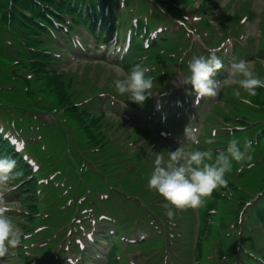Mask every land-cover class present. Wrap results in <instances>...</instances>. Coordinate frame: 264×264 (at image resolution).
<instances>
[{"label": "clouds", "instance_id": "obj_1", "mask_svg": "<svg viewBox=\"0 0 264 264\" xmlns=\"http://www.w3.org/2000/svg\"><path fill=\"white\" fill-rule=\"evenodd\" d=\"M218 51V48H210L208 56L194 57L188 64L189 74L183 77V83L191 86V93L196 101L204 97H215L223 88L235 84L238 87L233 90V94L241 99V103L249 104V99L244 98L242 92L247 97L255 96L258 88H264V78L258 77L248 62L238 60L228 67L226 77L217 79L218 72L224 68L223 61L217 55ZM147 72L146 67L135 65L124 78L114 80L116 92L126 96L127 100L142 105L148 98L147 90L153 87V78L147 76ZM119 73L118 68L117 74ZM186 134L193 144L199 143L195 136H189V128L186 129ZM251 161V144L241 143L236 137L228 141L225 150L215 155L210 148H196L186 152L184 146H180L169 150L166 159L163 154H156L147 178V188L167 202L165 215L171 220L176 210L198 208L215 189L227 185L226 174L231 171L233 162L247 163L248 167H252ZM14 169V159L0 157V184L21 174ZM11 211L3 193H0V257L6 256L10 249L21 244V233L8 215Z\"/></svg>", "mask_w": 264, "mask_h": 264}, {"label": "rangeland", "instance_id": "obj_2", "mask_svg": "<svg viewBox=\"0 0 264 264\" xmlns=\"http://www.w3.org/2000/svg\"><path fill=\"white\" fill-rule=\"evenodd\" d=\"M229 1L233 3V10L237 9L238 7L242 6L243 4L249 3L251 5V12L253 13L252 16V22H250L246 27V33L247 35H250V38H253L255 40V44L257 39L259 38V22H260V14L264 9V0H221L220 5L225 6ZM196 43L198 48L202 45V39L199 37H196ZM91 45L88 43V47L90 49H93L94 44L92 41H90ZM255 47H252L250 55L252 59L245 60L248 62L250 68L252 71L258 76L262 77L264 75V68L260 69L257 67V63H255ZM101 52L93 53V57L85 56V55H78L77 53H73L72 55L67 58L66 63L61 64V68L66 70L69 74H75L76 76H80L79 82L82 83L91 79L93 76L96 77L98 75V86L103 88H109L114 90V80L115 79H122L124 78L127 73L123 70V67L121 65H118L116 62L111 60H101L97 62V59L99 58ZM261 63V62H260ZM263 64V63H262ZM264 65V64H263ZM120 69L119 75L117 74V69ZM96 71V74L94 72ZM263 73H262V72ZM177 73V72H176ZM175 73V74H176ZM82 77V80H81ZM174 85H183V78L180 77L179 72L176 74L174 79ZM233 88H237L238 86L233 84L231 85ZM174 91V88L169 91L171 93ZM213 99L215 97H212ZM114 114V112L109 111L107 112L108 118H113L111 115ZM203 112H201L202 114ZM44 118H48V116H43ZM220 119V118H219ZM207 130L205 129V132ZM43 144L44 147L47 149L46 154L50 155L51 157H57L61 160V162L68 167V171H70V168H72V165L74 162L77 161V155L76 151L79 150L81 152H85L83 148L80 146L78 149H76L75 145L70 142V140L64 136L63 133H59L57 135L52 133H44L43 134ZM208 137L207 135L202 137L203 140ZM76 140V139H75ZM35 144V143H33ZM38 148L40 145L37 146ZM163 151L165 149H162ZM157 153L163 154L164 158H167V153H163L162 151L155 150L151 153L146 152V158H150L151 160L155 159V156ZM248 179L247 183L250 185L249 188H251L252 191H256L258 187L264 185V178L258 177L257 172L254 171L248 173ZM86 179V176H84ZM87 180V179H86ZM88 184L91 189L90 198L94 200L99 207L100 211H103L107 213L110 217H113L117 220L119 224L126 225L128 228H130L131 225L136 223H148L149 219L144 213L143 207L144 205L142 203L134 204L130 201H125L124 195L128 199L130 197H136L138 198L139 191L141 190V186L143 185V177L139 176L136 178V184L133 187V181L130 177V175L125 176L124 186L119 187V191L121 192L118 194H113L112 198L110 200H102L99 198V192L106 193L107 188L110 186V184H113V182L110 180V182H106V180L100 175L95 174L93 177V181H88ZM246 185V181L244 186ZM0 187L5 189V184H0ZM145 196H148L149 193L147 191L144 192ZM143 200V198H140ZM203 204V203H202ZM201 204V205H202ZM149 209H152L155 212V209L150 207ZM184 215L182 216V221L185 222V236L186 240L188 241V245L190 247L191 244H195L196 240V230H194L192 235V226H193V217L194 213L191 208L184 209ZM228 217V214L225 210V208L220 205L219 214L212 218L213 222H224V220ZM195 227V226H194ZM212 243V239L206 240L204 244H202L201 251L197 254V259L200 264H217L216 256L214 257V260L211 262H207V259L205 258L207 254V247ZM190 252V249H189ZM195 264V263H194Z\"/></svg>", "mask_w": 264, "mask_h": 264}, {"label": "trees", "instance_id": "obj_3", "mask_svg": "<svg viewBox=\"0 0 264 264\" xmlns=\"http://www.w3.org/2000/svg\"><path fill=\"white\" fill-rule=\"evenodd\" d=\"M3 2V0H2ZM3 11V6L2 3L0 2V15ZM37 75L39 77L40 80L44 81V86L47 90V94L50 97H57L60 98L61 96L65 95L68 91L67 88H65L66 82L65 79H63V76H58V75H54V74H48L42 70H38L37 71ZM31 96V93L29 94ZM74 114H77L78 117H83V114L79 113L78 110H76V112H74ZM88 117V116H87ZM99 120H95L94 121V126L96 129H99L100 126L98 125ZM31 187H35L36 186V180L33 181L32 185H30ZM33 191V189H32ZM34 200H30L28 204V209L32 210L34 209L33 207V202Z\"/></svg>", "mask_w": 264, "mask_h": 264}]
</instances>
